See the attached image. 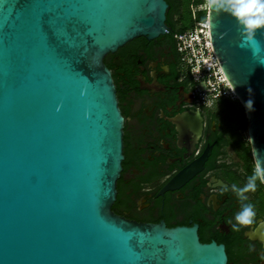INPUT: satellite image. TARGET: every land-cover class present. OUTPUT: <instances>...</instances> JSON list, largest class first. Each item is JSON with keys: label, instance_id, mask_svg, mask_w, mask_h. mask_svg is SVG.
<instances>
[{"label": "water", "instance_id": "1", "mask_svg": "<svg viewBox=\"0 0 264 264\" xmlns=\"http://www.w3.org/2000/svg\"><path fill=\"white\" fill-rule=\"evenodd\" d=\"M167 11L166 0H0V264L227 263L223 245L202 243L196 226L111 209L124 117L104 57L165 34ZM207 21L255 164L254 149L264 160V65L238 46L230 15L207 9ZM255 40L264 46V29Z\"/></svg>", "mask_w": 264, "mask_h": 264}, {"label": "flooded vegetation", "instance_id": "2", "mask_svg": "<svg viewBox=\"0 0 264 264\" xmlns=\"http://www.w3.org/2000/svg\"><path fill=\"white\" fill-rule=\"evenodd\" d=\"M176 49L166 34L139 36L104 57L124 117V158L111 209L137 222L196 226L202 243L223 245L226 264H264V185L257 181L246 201L231 191L252 175L241 143L220 103L198 101ZM185 171L184 182L163 190ZM249 202L254 223L232 231Z\"/></svg>", "mask_w": 264, "mask_h": 264}, {"label": "clouds", "instance_id": "3", "mask_svg": "<svg viewBox=\"0 0 264 264\" xmlns=\"http://www.w3.org/2000/svg\"><path fill=\"white\" fill-rule=\"evenodd\" d=\"M205 6L210 11L224 12L230 15L240 27L242 37L238 45L241 48H249L253 59L258 64L264 65V46L255 40V33L264 29V0H206ZM230 91H235V86L230 84ZM252 101L248 100L245 107L251 110ZM256 154V163L253 174L249 176L247 183L243 187L233 184L230 189L237 197L246 201V193L254 192L257 187V181L264 184V160L254 149ZM223 189L222 191H227ZM256 212L252 203H246L241 211L236 214V223L232 226V231H239L241 227H247L254 223Z\"/></svg>", "mask_w": 264, "mask_h": 264}, {"label": "built area", "instance_id": "4", "mask_svg": "<svg viewBox=\"0 0 264 264\" xmlns=\"http://www.w3.org/2000/svg\"><path fill=\"white\" fill-rule=\"evenodd\" d=\"M180 62L190 75L200 103L212 106L220 97L235 98L213 51L207 19L176 35Z\"/></svg>", "mask_w": 264, "mask_h": 264}, {"label": "trees", "instance_id": "5", "mask_svg": "<svg viewBox=\"0 0 264 264\" xmlns=\"http://www.w3.org/2000/svg\"><path fill=\"white\" fill-rule=\"evenodd\" d=\"M168 11L166 14V24L168 36L176 46V35L194 27L197 21L207 19V9L199 8L206 3V0H166ZM177 50V49H176ZM218 103L228 112L227 123L233 129V134L240 141L241 149L249 166V172L253 174L254 161L252 158L250 144L246 135V119L244 109L236 98L220 97Z\"/></svg>", "mask_w": 264, "mask_h": 264}, {"label": "rangeland", "instance_id": "6", "mask_svg": "<svg viewBox=\"0 0 264 264\" xmlns=\"http://www.w3.org/2000/svg\"><path fill=\"white\" fill-rule=\"evenodd\" d=\"M199 8H206L205 4L199 6ZM235 138V137H234ZM234 140V139H233Z\"/></svg>", "mask_w": 264, "mask_h": 264}]
</instances>
